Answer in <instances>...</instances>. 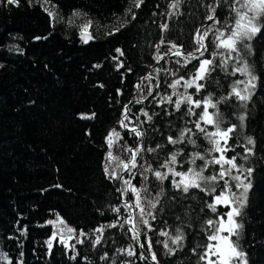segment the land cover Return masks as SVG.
Returning <instances> with one entry per match:
<instances>
[{
	"label": "trees",
	"instance_id": "1",
	"mask_svg": "<svg viewBox=\"0 0 264 264\" xmlns=\"http://www.w3.org/2000/svg\"><path fill=\"white\" fill-rule=\"evenodd\" d=\"M172 2L143 0L136 8L135 0H19L18 5L0 0V264H152L139 251L125 223L128 211L120 202L118 180L109 179L103 170L109 151L106 137L113 129L121 136L111 149L113 156L126 161L130 153L123 149L136 147L135 134L119 126L126 105L129 119L125 124L144 133L140 144L145 151L137 156V168L123 176L137 188H147L141 195L148 225L134 209L144 252L149 257L154 253L158 264H203L199 256L209 234L206 221L227 210L219 206L213 213L207 208L219 189L212 195L199 189L184 194L172 186L171 175L159 181L151 171L145 172L149 165L154 171H167L160 165L172 153H179L175 168L180 172L203 167L204 160L198 159L195 165L189 162L193 152H200L205 160L218 155L208 151L211 145L195 129L203 105L193 106L196 114L189 115L187 103L180 110L174 103H158L168 96L175 102L188 95L194 101L210 97L217 107L209 112L220 120V127L236 125L226 155L237 157L240 171L233 169L232 175L239 173L250 184L241 216L236 218L242 225L238 242L247 264H264V18L261 31L244 42L247 48H240L242 59L234 53L226 71L215 67L199 81L204 85L200 92L195 87L185 89L184 81L174 90L169 85L180 77L191 79L201 59H214L211 34L208 50L203 56L195 54L197 59L186 65L187 55L172 56L151 68L155 57L164 56L172 43L184 51H196L195 32L209 14L208 5L217 6L220 24L216 27H221L233 19L230 6L234 0H181L178 14L169 15L175 11L169 7ZM81 21L92 22L94 41L82 43ZM165 23L167 31L160 28ZM122 24L119 32L109 34ZM244 62L256 77L247 92L243 89L251 78L232 74ZM214 64L219 65V58ZM149 70L156 77L150 81L145 79ZM157 81L159 87L153 91ZM237 81L245 82L237 87L248 100L241 102L229 95ZM149 87L153 94L137 103L149 96ZM142 111L152 120L147 121ZM202 126L208 131L214 127ZM185 128L193 130L195 146L187 138L168 143L169 136L178 139ZM248 138L254 143L249 144ZM157 145L161 148L147 151ZM218 171V166L209 165L204 175ZM122 197L131 203L135 199L131 192ZM157 198L159 203L152 208L148 201L155 203ZM58 216L82 231L84 238L67 246L56 239L49 252L53 226L48 221ZM100 228L103 231L97 232ZM177 228L184 235L179 245L170 239L177 235ZM165 231L168 236L161 235Z\"/></svg>",
	"mask_w": 264,
	"mask_h": 264
},
{
	"label": "snow or ice",
	"instance_id": "2",
	"mask_svg": "<svg viewBox=\"0 0 264 264\" xmlns=\"http://www.w3.org/2000/svg\"><path fill=\"white\" fill-rule=\"evenodd\" d=\"M47 2V0H46ZM9 4H17L19 0H7ZM143 0H135V7L139 8ZM181 0H173L172 4H170V8L174 9L173 13L169 15L178 14V9L180 6ZM208 13L206 15V19L212 21L213 24L211 27H207L204 29H197L194 36V43L197 46L196 52L203 56L204 52L208 50V44L206 41L209 39L211 34L212 44L216 51L213 53V57L219 58V65L214 64V59H201L199 61V68L196 70L194 76L189 80H184L183 77L175 80L172 84L169 85L172 89H176L178 85L181 84V81H184V88L195 87L196 92H200V90L204 87L203 84L199 83V81L204 80L207 75L215 70V67L219 66L225 71L227 70L229 61H231L234 57L233 54H236L237 59H242L240 57V48H247L248 45L244 43L247 40H250L254 35L261 31L260 20L264 18V0H234V3L230 6V11L234 14L233 19L230 23L226 22L221 27H216L217 24H220V21L216 19V5H208L207 7ZM45 12H48L49 16H54L52 12L49 11L48 8H44ZM131 11V9H129ZM74 15H79V13H74ZM133 19L135 16L133 15ZM91 21L87 24L81 25V36L87 37L85 42L88 39H92L90 33H88L87 29L91 26ZM125 25H120L113 30L115 32H119L122 27ZM160 28L163 31H167L168 24L160 25ZM39 39V38H37ZM165 41L161 39L160 44H164ZM159 49V45L156 46ZM117 52H120L123 55L121 49H116ZM169 53L176 56H185L184 52L175 44L172 43L168 52L164 55H168ZM157 61L164 59V56L157 55L155 57ZM191 59H197V57L193 53H188L184 59L185 65L190 62ZM179 63V61H177ZM236 72L244 73L248 75L251 79L245 84L244 81H237L236 84L233 85L232 91L229 94L234 95L241 102L249 99V96L246 94H242V91L238 89L237 85L245 84L244 92L248 91L249 85H251V81L255 80L256 77L252 76L249 66L246 62L242 64V66H237L233 70V75ZM147 80H151V76L145 77ZM254 86V85H252ZM138 89L141 85L136 86ZM156 87H159L157 84ZM176 93L174 92V95ZM148 95H152V89L149 87ZM146 98V97H145ZM221 99H227V97H222ZM137 103H141L142 101L138 100ZM174 103L175 109L180 110L181 104L187 103L188 113L189 115H195L196 113L193 111V106L195 108H200L203 105L202 112L199 114V119L195 122V129L198 130L199 133H202L204 138L211 145V148L208 150L209 152H215L218 155L213 156L210 160H205V157L200 152H193L190 157V163L192 165L196 164V161L204 160L203 167L197 169L196 167H189L186 172L176 171L175 166L177 165V155L179 153H172L171 156L165 160L160 167L167 169V171H154L149 165L145 172L151 171L155 178L159 181H164L168 179L169 175L172 176V186L183 192L184 194H188L190 189H199L201 192H205L208 195H212L217 192L218 194L212 195V202L207 204V208L210 209L213 213L218 212L219 206L227 207L229 210L224 215H218L217 219H208L206 221L207 228L209 230V234L207 235V243L203 245V252L199 256V260L203 261L204 264H246V260L244 259L245 254L240 250V245L238 242V237L240 236V229L242 225L237 221V217L241 216V208L245 203L244 194L247 193L250 184L243 183L241 181L240 176L232 175V170L237 169L240 171L237 163L236 156H232L229 158L226 153L231 149L228 147V141L232 138L231 133L235 131L236 125H232L231 127H227L222 129L220 127V120L214 118L213 114L209 112V108L215 109L217 107L216 103H213L211 98H206L203 101L193 100L190 95L181 96L175 102H173L172 97L168 96L158 103ZM128 111L129 108L126 105L124 111V120H128ZM142 114L146 117L147 121L152 120V116H150L147 112H143ZM82 118H90V117H82ZM243 120L244 117L241 116L239 118ZM124 120H121L120 126L123 128H127L128 126L124 123ZM203 125H213L215 130L208 131V129ZM130 131L135 134L136 137H143L144 133L139 131L138 127L131 128ZM193 130L191 128H185L180 132L178 139H173V137L169 136L167 141L169 144H177L182 143L187 138V142L193 146L196 145V140L192 139ZM121 139L120 133L113 129L108 136L106 137V142L109 148L107 153L106 160L107 162L103 166V170L105 175L112 180H122L123 188L118 189V191L122 192V195H127L131 192L134 196L133 203L125 202L123 207L125 211H128V217L125 220V223L131 226V231L133 232V238L135 239L138 235L136 224L133 216L132 209H138L139 215L141 217V222L145 225L149 224L147 219H144L145 210L142 206L143 197L141 195L142 192H147V188H137L132 184L131 179H123L120 173L128 172L131 173L132 169L137 168V156L145 151L143 144H139L134 148H124L123 150L130 153L129 158L125 161L120 159V157L113 156L111 151L114 144H117ZM248 143L253 144L254 141L251 138H248ZM161 148V145H157L156 148H148V152H155L157 149ZM248 151H251L250 149ZM247 157H245L246 159ZM115 163V168H113V164ZM209 165H216L219 167V171L213 175L205 176L204 171L209 167ZM120 169V172H117L116 169ZM248 173H251V169L247 170ZM179 177V179H176ZM146 180L147 177L145 176ZM247 179V177H245ZM223 182L222 185L220 182ZM230 181H235L236 183L233 185ZM242 188L243 192L240 196H236V193L232 191V188ZM237 202L239 206H237ZM159 203V198H157L156 202L148 201V204L155 208ZM114 212L119 213L120 208H113ZM147 215L152 216L155 219V216L149 212ZM59 219V218H58ZM49 224L54 223L53 221H48ZM63 224V221H60ZM116 225H109V227H115ZM67 231L69 233L74 232V229L68 228ZM97 232H102L103 228L97 229ZM177 235L174 237H170L171 241L175 245H179L184 240V235L182 231L177 228ZM83 235V233H81ZM161 235L168 236V232H161ZM57 234L53 233L52 237L47 241L49 252L52 248V241L56 239ZM82 242V241H80ZM61 243H63V238L61 237ZM95 243H100V237L97 236L95 239ZM74 247V245L72 246ZM143 247V245H141ZM165 248H168L167 242L164 244ZM149 248H151V242H149ZM170 252L173 249H169ZM196 249H193L195 252ZM132 251H128V255H133ZM153 260L156 259L155 254H152L151 257Z\"/></svg>",
	"mask_w": 264,
	"mask_h": 264
},
{
	"label": "rangeland",
	"instance_id": "3",
	"mask_svg": "<svg viewBox=\"0 0 264 264\" xmlns=\"http://www.w3.org/2000/svg\"><path fill=\"white\" fill-rule=\"evenodd\" d=\"M88 22L87 21H81V25H84V24H87ZM80 31H81V28H80ZM87 31H90V27L87 29ZM234 175H238L240 176L241 178V181H243V183H246V184H249L248 182L245 181V177L239 173H234ZM233 192L236 193V196H240L241 193L243 192V189L242 188H235V189H232ZM245 198V194H244V197ZM237 206H239L238 202H237ZM229 209L227 208L226 212L228 211ZM225 212V213H226ZM220 215H223V214H220ZM59 218V219H58ZM63 221V224L60 223V221ZM49 221H53L54 223H52V226H53V233H56L57 236H56V239L59 240L61 242V237L63 238V243L67 246L69 244L72 243V240L76 239L78 242L82 241L83 240V235H81L82 231H79L77 232L76 230L72 233H69L67 231L68 228H71L73 229L71 226H69L68 224H66L64 222V220L61 218V217H56L55 219H50ZM53 235V234H52ZM52 237V236H51ZM50 237V238H51ZM55 239V240H56ZM53 240L52 241V244L53 242L55 241ZM245 259V257H244ZM246 260V259H245ZM204 264V263H203ZM241 264H243V262H241ZM247 264V262H246Z\"/></svg>",
	"mask_w": 264,
	"mask_h": 264
},
{
	"label": "water",
	"instance_id": "4",
	"mask_svg": "<svg viewBox=\"0 0 264 264\" xmlns=\"http://www.w3.org/2000/svg\"><path fill=\"white\" fill-rule=\"evenodd\" d=\"M216 13H217V10H216ZM209 22V20H205L200 26H199V28H201L202 26H204L205 24H207ZM89 33V32H88ZM92 36V35H91ZM79 38H81L82 39V43H88L89 41H94L95 39L92 37V39H88L87 40V42H85V40L87 39V37H82L81 36V31L79 32ZM181 51H183L184 52V54L185 55H187L188 53H193L194 55L195 54H198V52H196V51H184V50H182L181 49ZM172 56H176V55H173V54H171V53H169L168 55H164V59H166V58H169V57H172ZM164 59H162V60H159V61H156L154 64H153V66L151 67V68H154V67H156L161 61H163ZM148 75H150V76H152V77H154V78H156L155 77V75H153L152 73H151V71L149 70L148 71ZM138 101V100H137ZM140 101H143L142 99L140 100ZM128 106V105H127ZM124 111H125V107H124V110H123V114H124ZM122 114V116H121V118H120V120H119V122L121 121V120H124V115ZM124 123H125V120H124ZM119 126H120V123H119ZM128 126V125H127ZM121 127V126H120ZM134 127H136V126H128L127 128H123V127H121V129L122 130H124V131H128V132H131L130 131V129L131 128H134ZM139 131H141V129H139ZM142 132V131H141ZM137 138V141H136V145L138 146L139 144H140V142H141V138L142 137H136ZM132 148H134V147H132ZM121 175H122V177H123V175H124V172H122V173H120ZM120 182V180H118V183ZM118 189H119V187H118ZM120 194V197H121V193H119ZM120 201H121V203H125V202H127V203H131L130 201H128V200H124L122 197H121V199H120ZM132 212H134V209H132L131 210ZM134 216V215H133ZM127 217H128V215H127ZM127 217H126V219H127ZM126 225H127V227H128V229L131 231V226L130 225H128L127 223H126ZM132 232V231H131ZM138 232V231H137ZM133 233V232H132ZM136 239H137V245H138V249H139V251L142 253V255H144V257L146 258V259H148L152 264H157L156 262H155V260H153L151 257H149L148 255H146L145 254V252H144V249H143V247H141V245H143V242H142V238H141V235L139 234V232H138V235H137V237H136Z\"/></svg>",
	"mask_w": 264,
	"mask_h": 264
},
{
	"label": "bare ground",
	"instance_id": "5",
	"mask_svg": "<svg viewBox=\"0 0 264 264\" xmlns=\"http://www.w3.org/2000/svg\"><path fill=\"white\" fill-rule=\"evenodd\" d=\"M205 20H206V19H205ZM205 20H204V21H205ZM204 21H203V22H204ZM203 22H202V23H203ZM209 22H210V21H209ZM209 22H208V23H209ZM202 23H201V24H202ZM208 23H207V24H208ZM201 24H200V25H201ZM207 24H205L204 26H206ZM200 25H199V26H200ZM199 26H198L197 29H202V28L204 27V26H202L201 28H199ZM88 32L90 33V31H88ZM90 34H91V33H90ZM92 37H93V36H92ZM80 39H81V38H80ZM81 40H82V39H81ZM182 50H183V49H182ZM151 77H152V76H151ZM157 84H158V81H157L156 85H157ZM156 88H157V87L155 86V88H154L153 91H155ZM152 94H153V92H152ZM149 97H150V96H148V97H146V98H144V99H142V100L144 101V100L148 99ZM221 128H222V127H221ZM222 129H224V128H222ZM214 130H215L214 127L210 129V131H214ZM136 146H137V145H136ZM124 174H125V172H124ZM123 176H124V175H123ZM120 182H121V180H120ZM120 182L118 183V187H119V189H120ZM118 193H121V191H118ZM245 196H246V194H245ZM119 197H120V194H119ZM121 197H122V194H121ZM121 197H120V199H121ZM122 198H123V197H122ZM123 199H124V198H123ZM244 199H245V198H244ZM124 200H126V199H124ZM128 201H129V200H128ZM120 202H121V201H120ZM133 215H134V212H133ZM137 246H138V245H137ZM143 249H144V248H143ZM141 254H142V253H141ZM143 256H144V255H143ZM155 262H156V261H155ZM156 263H157V262H156ZM157 264H158V263H157Z\"/></svg>",
	"mask_w": 264,
	"mask_h": 264
}]
</instances>
